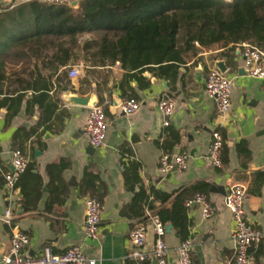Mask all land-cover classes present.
Instances as JSON below:
<instances>
[{
  "label": "crops",
  "instance_id": "1",
  "mask_svg": "<svg viewBox=\"0 0 264 264\" xmlns=\"http://www.w3.org/2000/svg\"><path fill=\"white\" fill-rule=\"evenodd\" d=\"M27 1L0 0V12ZM96 35L85 32L73 40L63 37L60 40L63 47L78 58L70 57L62 63L53 57L56 48L52 46L17 43L8 48L10 56L5 61L4 88H14L18 78L23 87L12 94L0 95V99L18 93L24 96L12 117H7V108H0V176L11 171L15 141L34 164L33 173L41 177L42 189L36 208L25 212L20 203V189L9 193L0 182V216L7 208L12 211L11 226L0 218V257L7 253L11 232L15 229L29 236L24 249L29 256H38L44 245H51L55 253L80 245L95 264H130L128 252L132 246L128 232L138 221L129 209L134 192L143 187L147 191L171 193L182 186L203 184L207 189L203 194L210 201L213 213L204 218L196 203L187 212L192 221V264H233L232 217L224 200L231 185L240 184L245 188V218L264 234V81L243 72L242 51L247 43L224 44L222 40L208 46L196 43L194 49L183 53L185 64L169 89V82L152 72L155 82L142 73L149 85L141 87L137 80L127 77L119 61L98 54L84 55L81 52L83 41ZM31 45L34 55L29 54ZM19 52L21 56H12ZM218 60L225 61V75L232 79L231 108L224 119L217 116L214 101L205 91L208 73L218 70L215 65ZM78 64L81 65L79 76L69 77V69ZM64 86L82 96L96 94L97 104H102L106 110L105 144L94 148L92 153L87 151L90 145L85 129L89 110L65 104L61 99ZM129 96L135 98L140 107L126 115L118 104ZM164 96L174 101L167 126L163 125L158 109V101ZM33 128H37L36 132L28 136ZM215 128L224 139L225 160L219 168L207 158L211 131ZM132 137L134 142H131ZM162 144L169 154L187 155L184 170H171L166 174L158 170L159 157L165 149ZM123 150L126 152L122 155ZM128 159L140 164V180L134 191L126 188L122 173L121 162ZM60 160L69 162L61 172L65 200L47 211L50 178L46 166ZM87 172L97 176L96 182L101 184L99 191L105 193L96 238H88L83 225L88 196L81 192L80 185ZM124 204L130 217L122 215ZM154 205L158 207L160 202L156 200ZM155 238L149 226L143 244V250L149 254L154 249ZM164 240L169 248L166 264H176L181 240L173 227L169 233L165 232ZM148 259L153 264L154 257ZM250 260L251 264H264V238L250 251Z\"/></svg>",
  "mask_w": 264,
  "mask_h": 264
},
{
  "label": "trees",
  "instance_id": "2",
  "mask_svg": "<svg viewBox=\"0 0 264 264\" xmlns=\"http://www.w3.org/2000/svg\"><path fill=\"white\" fill-rule=\"evenodd\" d=\"M85 32L97 35L83 41L81 52L84 55L98 54L119 61L122 69L127 71V77L137 80L141 87L149 85V80L142 76L143 71L149 70L154 76L167 80L172 89V83L185 64L183 53L194 49L196 43L208 46L222 40L224 44L247 43L264 48V0H80L77 8L29 0L12 8L6 7L0 12V95L12 94L23 87L19 78L15 79L14 88L3 85L5 61L10 56L8 48L11 45L31 43L55 47L53 57L62 63L78 56L63 47L60 40L63 37L73 40ZM33 47H29L30 55L35 54ZM21 55L20 52L12 54L13 57ZM23 96L18 93L0 99V108L8 110L7 117L17 113ZM36 130L33 128L27 135ZM161 146L165 148L163 144ZM13 149L24 152L15 141ZM125 152L123 150L122 155ZM224 152L223 145L222 162ZM121 164L125 186L134 191L140 180V164L130 159L122 160ZM68 165L69 162L60 160L46 166L50 178L47 211L65 200L61 172ZM33 170L34 164L29 162L16 182L25 212L34 210L41 196L42 179ZM96 181V175L85 173L81 192L102 203L105 193L99 191L101 184ZM0 182L5 184L4 176H0ZM206 190L203 184L182 186L171 193L140 187L134 192L129 209L137 220H146V209L156 213L164 225H172L183 241L190 235L192 225L187 212L195 196ZM156 200L160 202L158 207L154 205ZM189 201L192 203L187 204ZM130 264L135 262L131 260ZM141 264H150V260Z\"/></svg>",
  "mask_w": 264,
  "mask_h": 264
},
{
  "label": "built area",
  "instance_id": "3",
  "mask_svg": "<svg viewBox=\"0 0 264 264\" xmlns=\"http://www.w3.org/2000/svg\"><path fill=\"white\" fill-rule=\"evenodd\" d=\"M47 3L71 5L73 1L80 0H44ZM243 72L249 77L264 81V48L244 44L242 51ZM81 65L78 64L68 71L69 77H77L80 73ZM231 88L232 79L213 69L208 73L205 82L206 94L213 99L217 116L224 119L231 108ZM120 111L126 115L132 114L140 107V103L133 97H125L118 104ZM174 101L168 96L162 97L158 101V109L162 116L164 126L169 125L170 117L173 113ZM86 120V133L89 145L93 148H100L105 144L108 123L102 104H96L88 108ZM224 139L218 128L211 131V142L207 158L214 167L222 166V148ZM187 155L185 153L169 154L161 153L159 157L158 170L166 174L171 170L182 171L187 166ZM29 163L28 156L21 150H14L11 164L13 171L4 172L5 188L9 193L16 190V182L25 171ZM245 188L240 184L229 187L224 195L226 207L232 217V238L235 242V252L233 264H251L250 251L256 249L264 238L261 230L253 227L245 218L243 201ZM192 201L187 202V204ZM193 203L199 205L204 218H209L213 213V208L206 195L199 193L195 196ZM102 203L95 197H88L85 202L84 231L88 238H96L100 230ZM1 220L11 226L12 211L5 209L0 216ZM151 227L156 238L154 249L151 254L143 250L146 240L147 228ZM156 213L146 210V220L135 221L128 232V240L132 246L128 252V258L135 264H141L150 256L156 260V264H166L169 248L164 240L165 228ZM29 243V236L19 230H12L10 236V247L6 254L0 257V264H95L93 258L86 255L85 250L80 245H73L62 253H55L51 245H44L38 256H29L24 252ZM193 241L191 235L181 241L177 248L176 264H192L191 253Z\"/></svg>",
  "mask_w": 264,
  "mask_h": 264
},
{
  "label": "water",
  "instance_id": "4",
  "mask_svg": "<svg viewBox=\"0 0 264 264\" xmlns=\"http://www.w3.org/2000/svg\"><path fill=\"white\" fill-rule=\"evenodd\" d=\"M78 5H79L78 1H73L71 3V6L74 8H77ZM215 65L221 73L225 74L227 72V66H226V63L224 60H218ZM143 76L151 79L152 82H155V80H156L154 77L151 76V72L149 70L143 71ZM163 85L166 88V86H167L166 82H164ZM62 91H63V94L61 95V99L67 105H75V106L90 108V107L95 106L98 103V98H97L96 94H94V93H91L87 96H82L79 93L73 92L67 86L62 87ZM262 133H264V131ZM134 141H135L134 137H132L131 142H134ZM94 150L95 149L91 146H89L87 149V151L90 153H92ZM35 153H38V151H36ZM11 171H13V166H11ZM121 210L123 211L122 212L123 216L130 217V215L127 212V205L126 204H124L122 206ZM19 211H20V207H19ZM164 228H165V232L169 233L172 229V225L166 224L164 226ZM156 263H157V260L154 258L153 264H156Z\"/></svg>",
  "mask_w": 264,
  "mask_h": 264
}]
</instances>
